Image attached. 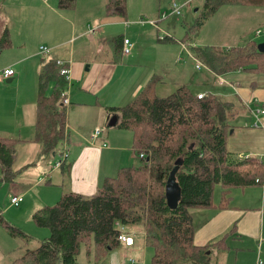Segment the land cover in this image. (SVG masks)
Masks as SVG:
<instances>
[{
	"label": "trees",
	"instance_id": "16d2710c",
	"mask_svg": "<svg viewBox=\"0 0 264 264\" xmlns=\"http://www.w3.org/2000/svg\"><path fill=\"white\" fill-rule=\"evenodd\" d=\"M235 3L264 8V0H205L201 15L181 40L218 74L264 73V50L259 45L256 47L254 41L238 46L242 51L238 53L228 49L217 54L214 48L191 46L196 28L201 29L222 6ZM76 5L77 0H59L58 7ZM106 11L111 15H126L127 0H107ZM167 39L166 36L161 40ZM119 41L118 38L116 42ZM11 45L10 32L5 26L0 54ZM39 80L33 141L42 144L43 155H49L65 135L67 111L60 98L66 81L56 63L45 60ZM50 82L55 84V89L48 96L45 89ZM155 82L152 80L124 107L110 108L121 114L117 126L132 131L136 153H145L141 163L120 169L117 177L105 178L93 195L66 191L56 204L38 209L33 220L37 226L47 228L49 235L9 264H81L79 256L83 247L90 264H110L111 252L125 246L119 239L122 229L118 224L142 228L144 242L153 248L152 264H177L179 260L212 264V248L226 249L225 237L203 247L195 244L190 210L214 207L217 184L222 186L218 207L225 208L231 188L264 180V164L258 158L240 159L228 149L229 113L238 110V101L212 93L199 98L185 84L172 95L159 97ZM21 141L0 136L1 181H14L16 145ZM176 166L181 197L177 208L170 209L165 189ZM0 223L12 236L28 240L26 233L2 217Z\"/></svg>",
	"mask_w": 264,
	"mask_h": 264
},
{
	"label": "rangeland",
	"instance_id": "374dc122",
	"mask_svg": "<svg viewBox=\"0 0 264 264\" xmlns=\"http://www.w3.org/2000/svg\"><path fill=\"white\" fill-rule=\"evenodd\" d=\"M46 1L47 3L44 0H0V38L5 28L4 25L13 24L17 19L22 22L26 21L31 30L29 35H32L34 40L27 44L24 52L25 54H30L37 51V60H29L16 67L13 65L17 74H20V77L22 76L21 81L18 82L17 76L12 82H7V79L2 77L4 84L0 81V95L6 96L8 100L15 104L18 98H23L24 94L32 95V103L26 105L29 110V116H32V118L34 117V102H36V98L38 100L40 91L41 60L42 58H51L53 56L51 52L55 51V44L62 41H68L69 43L60 49V59L70 58L74 48H76V56L77 54L82 56L85 47L80 46H86L89 43V54L87 59H85L87 60L85 67L88 65L90 67L86 77L91 80V90H96L103 83L112 80L111 75L113 78L117 77L126 64H136L152 67L150 80L156 78L175 79V75L178 73L176 69H182L187 74L188 80L192 81L191 89L196 94L199 92L219 94L218 92L222 87L217 85V78L205 69L197 70V62L194 59L189 58L183 52L181 56L184 61L178 62L177 60L182 48V43L179 40L184 38L188 28L194 26L198 16L203 11L205 0H127L126 15L109 14L106 11V0H77L75 8L65 9H60L57 3L56 11L59 14L57 15L51 10L52 0ZM175 1L182 5V14L169 15L164 18L171 13V6ZM228 5L235 7L240 5L244 8H222ZM222 7L201 29L196 28V31H194L196 37L191 42L192 47L214 48L218 51L217 54L228 49L232 53H238L242 52L238 46H243L247 42L254 41L257 44H254L256 47L264 43V8H256L239 3L227 4ZM126 21L130 22V27L126 28ZM152 22H156V25ZM59 26L60 28L56 34L52 35V32H49L46 37H42L39 34L44 29L51 31ZM258 30H261L259 35L257 34ZM36 33H38L37 37L35 36ZM125 33L134 46L136 45L134 54L128 60H126V57L121 58L120 45L115 43V39ZM165 35H168L169 39L161 40ZM100 37L104 41L99 39ZM137 40H139V44L136 43ZM174 40L177 42L172 43ZM72 41L75 42L74 45H72ZM101 44H104L106 50L114 55L117 59V64L114 63L110 66L100 61L101 54L97 53V49ZM41 46H48L51 49L50 53H42L40 51ZM235 47L237 48L235 49ZM18 51L17 48L4 51L0 55V67L16 60L17 57L11 55H17ZM199 59L205 63L201 58ZM2 68H0L1 72ZM209 70L211 69L209 68ZM204 75L206 76L205 79L202 78ZM81 88H85L83 83L75 84L71 87V91L75 94ZM54 89L55 84L50 82L45 89V93L50 96ZM237 107L238 110L235 109V111L229 113L230 132L228 138L231 131L235 128L233 125L234 117L241 112L239 110H243L242 105ZM118 118L120 119V117ZM27 124L28 122L25 123L26 131H24V134L30 135ZM102 128L109 131L106 125ZM66 129H69V127ZM240 129H235V133L231 136L228 144L229 150L246 151L249 148L245 141L247 135L244 134L245 131L248 133L249 130ZM70 134L74 136L76 132L72 130ZM62 143L53 151V153H56L55 156L52 154V156L46 157L40 156L41 146H38L39 150L36 152L37 146L33 144L23 143L19 145L14 165V170L16 171L15 182L0 180V218L2 217L5 221L33 237L28 238V240H21L18 237L13 238L6 227L5 230L7 232L0 227V260L2 262L4 260H13L22 256L27 250L36 248L39 245V240H43L49 235L47 228L39 227L35 224L31 216L33 212L31 209L35 206L33 208L35 211L42 208V206L44 207L45 204L54 205L62 197V188L58 186L59 183L57 181L61 170L51 171L54 174L52 184L49 185V178L38 168L39 164L44 160H47L54 169L58 161H63L61 154L65 145L63 146ZM257 160L261 161L260 159ZM140 163L141 160L138 158L136 164L139 165ZM118 174L119 171H114L111 176L117 177ZM220 191L221 187L217 185L215 189L217 198ZM21 193L25 195L24 202L21 203L19 208L12 206V198ZM31 202L32 206H29L28 204ZM121 231L128 236L135 232L134 234L137 237L145 238V233L141 227H126ZM140 245L143 246L141 242ZM142 246H140L141 248H138V246L136 248L142 249ZM13 249L14 251H10ZM144 249H147L146 260L142 253L137 251L130 254V259H136L135 264H152L153 248ZM79 261L84 264H90L86 248L84 247L81 250ZM124 264H129L128 259H124ZM177 264H192V262L190 260H179Z\"/></svg>",
	"mask_w": 264,
	"mask_h": 264
},
{
	"label": "crops",
	"instance_id": "0c3cea01",
	"mask_svg": "<svg viewBox=\"0 0 264 264\" xmlns=\"http://www.w3.org/2000/svg\"><path fill=\"white\" fill-rule=\"evenodd\" d=\"M44 2L47 3L46 0H44ZM57 3L59 4V0H52L51 10L59 15L56 11ZM238 7L244 8L240 5L236 7L228 5L222 8ZM60 18L62 19V17ZM7 25L8 26L4 25V27L6 26L9 29L12 45L4 49L3 52L6 50H14L16 48L19 51L17 55H11L17 57L16 60H13L11 63L3 64L0 67H3L2 72L0 71V81H2L3 84L4 81L2 73L5 69H14L13 65L16 67L29 60H37V51L30 54H25L24 52L27 44L34 40V37L29 35L31 30L28 23L17 19L13 24ZM127 27H130V22L128 21H126V28ZM59 28L60 26L57 29H52L51 31L44 29V32H39V34L42 37H46L48 35L47 33L52 32L53 35L56 34ZM35 36L37 37L38 33H36ZM124 37H127L126 33L121 34L115 39V43L120 45L121 51L122 40ZM118 38L120 41L116 42ZM99 39L102 40L101 37ZM175 42L177 41L174 40L172 43ZM68 43V41H62L55 44L56 52H51L53 55L51 58H42L40 68L42 69L44 60L55 61L60 59V49ZM74 43L75 42L72 41V45H74ZM136 43L139 44V40H137ZM88 44L86 46H80L85 47L83 50L84 54H82V56H80V54H77L76 56V48H74L70 58H62V60L71 61L72 81L70 91L71 87L75 84L79 85L83 83L85 87L81 88L80 91L75 94L72 93V91L70 92L71 103L66 108V125H68L70 130L66 129L65 126V135L62 141L63 143H61L64 146V143L66 142L68 157L62 167H55L54 169L50 166V163L47 160H44L38 166L42 173L49 178V185L52 184L54 174L51 173V171L61 170V174L57 178V181L59 183L58 186H61L62 188V195L66 191H73L87 196L93 195L98 191L105 178L112 177L111 173L119 171L122 168L138 165L136 164V161L139 157L133 147L132 131L121 129L117 126L118 124L114 127H108L109 121L114 115H118V117L121 116L120 112H113L110 108L124 107L130 101L135 99L141 90L153 80H150L152 77L151 66L126 64L125 68L121 70L117 77L113 78L111 75L110 77L112 80L107 83H103L96 90H91V80L86 77L90 67L89 65L85 67V63L87 61L85 59H87L89 54ZM134 50H136V45L133 46L130 54L121 53V58L126 57V60H128L134 54ZM97 53L101 54L99 59L103 64L112 66L117 61L114 55L111 54L110 51L106 50L104 44H101L98 47ZM182 61H184V58L180 62ZM205 70L212 74V76L216 77L217 85L222 87L218 92L219 94L215 95L223 98L234 99L238 101V105H242L243 107V110H239L242 113L239 112L233 119V125L235 128L229 135L228 144L231 136L235 133V129L244 128L249 130L248 133L247 131L244 133L247 135L245 141L247 142L249 148L246 151L238 149L229 151L235 157L253 155L254 157L260 159L264 164V117L261 119L259 127H253L252 124L255 122V119L251 115V110H255L258 106L264 105V73L233 71L225 74H218L213 70ZM176 71L178 73L175 75V79H154L156 81L155 92L159 97L172 95L184 84L189 86L191 89L192 81L190 79L188 80L187 74H185L182 69H176ZM15 73L16 75L12 79H16L17 76L18 82L21 81L22 76L20 77V74H17V71ZM202 78L205 79L206 76L204 75ZM222 79L225 83H220V80ZM191 91L196 94L192 89ZM200 93L205 94V92H199L198 94ZM32 101V95L24 94L23 98H18L15 104L12 103L11 100H8L6 96L0 95V136H12L22 139V141L16 145V159L18 146L23 143L37 146L36 152H38L39 147L41 146V157L49 155L52 156V154L55 156L56 154L51 153L49 155H43L42 144L37 141H33L37 119V98L36 102H34L35 107L33 118L32 116H29V110L26 107V105H30ZM26 122H28L27 125L28 130L31 133L30 135L24 134V131H26ZM104 125L107 126L109 131L104 129L103 134L100 135L98 140L93 142L91 137L94 129L96 127L102 128ZM72 130L76 132L74 136L70 134ZM105 143L106 145H103ZM217 185L221 187L218 198L215 192ZM217 185L214 189V207L192 208L190 210L193 216V226L195 229V244L203 247L222 237H225L224 243L226 249H219L217 247L212 248V252L210 253V261L212 264H263L264 186L257 183L255 185L245 187L231 188L229 191L230 199L229 202H227V206L225 208H219L218 205L220 204L222 198V186L220 184ZM28 205L32 206V202ZM46 205L48 204H45L44 206ZM20 206H18V208ZM33 208L31 209V211H33L31 215L32 219L33 214L38 210L34 211ZM0 227L5 230V226L1 223ZM5 232L7 231L5 230ZM24 233L27 234V232ZM134 233L135 232L131 235L133 237V242L130 245H126L124 243L125 246L123 249H117L111 252L109 259L110 264H124V259H128L129 264H135L136 259H130V254L135 251L142 253L144 259L146 260L147 249L144 248H149V246L146 245L143 237H137ZM27 235L29 239L33 238L30 234ZM12 237L15 238L14 236ZM40 241L41 240H39V243ZM140 242L143 246L140 245ZM137 246L138 248H141L140 246H142V249H137ZM10 251H14V249ZM132 260H134V262H132ZM11 261L12 260H4V262H2V260H0V264H9ZM80 263L84 264L83 262Z\"/></svg>",
	"mask_w": 264,
	"mask_h": 264
},
{
	"label": "built area",
	"instance_id": "2783aa9c",
	"mask_svg": "<svg viewBox=\"0 0 264 264\" xmlns=\"http://www.w3.org/2000/svg\"><path fill=\"white\" fill-rule=\"evenodd\" d=\"M182 14V5H179L178 2H174L171 6V13L170 15H181ZM169 15V14H168ZM168 15H166L164 18H166ZM154 25H156V22H152ZM261 33V30L257 31V34L259 35ZM168 35L163 36V38H165ZM161 38V39H163ZM180 42L182 43V48H181V52L178 56V62H180L181 60H183L181 54L183 52H185L186 55H188L189 57H191V59H194L195 62H197L196 64V68L198 70L200 69H208L209 67L204 63L201 62V60L194 54V52L188 47L187 44H185L182 40H180ZM133 42L127 38L124 37L122 40V53L124 54H130L132 49H133ZM40 51L42 53L45 54H49L51 49L48 46H41ZM56 63V65L59 68V73L60 75L65 79L66 84L64 86V88L62 89L61 92V98L60 101L62 103V105H64L65 107H68L71 103V99H70V86H71V73H72V69H71V61H66V60H62V59H57L54 61ZM16 75L15 70L8 68L5 69L2 73V76L6 79H10V78H14ZM220 83H225V81L222 79L220 80ZM207 94L205 93H200L198 94V97L201 98L203 96H206ZM251 115L252 117L255 119V122L252 124L253 127H259L260 121L261 119L264 117V105H260L258 106L255 110H251ZM249 125V124H246ZM68 127V125H66V128ZM104 132V129L101 127H96L94 132L92 133V141L96 142L98 140V138L100 137V135H102ZM65 148L63 149V152L61 154L63 161H58L56 163V167H62L65 164V160L68 157V150H67V144L66 142L64 143ZM103 145H106L103 144ZM250 155L247 156H243V157H239L240 159L243 158H247ZM253 156V155H251ZM139 159H143L145 157V153H141L140 155H138ZM256 183L261 184L262 186H264V181L260 178V179H256ZM25 199V195L23 193L15 195L12 200H11V204L15 207H18L21 205V203L24 201ZM119 227H121L122 230H124V226H121L120 224H118ZM120 241L123 243H126L128 245H130L133 241V237L132 236H128L126 235L124 232L121 233L120 237H119ZM132 262H134V260H132Z\"/></svg>",
	"mask_w": 264,
	"mask_h": 264
},
{
	"label": "water",
	"instance_id": "95a60500",
	"mask_svg": "<svg viewBox=\"0 0 264 264\" xmlns=\"http://www.w3.org/2000/svg\"><path fill=\"white\" fill-rule=\"evenodd\" d=\"M259 48L261 50H264V43L259 45ZM13 79H7V82H11ZM119 118L118 115H114L108 124V127H114L118 124ZM178 171V166H176L173 171L170 173L167 182H166V199H167V204L170 209H176L179 200L181 197V187L177 181L176 173Z\"/></svg>",
	"mask_w": 264,
	"mask_h": 264
},
{
	"label": "bare ground",
	"instance_id": "6f19581e",
	"mask_svg": "<svg viewBox=\"0 0 264 264\" xmlns=\"http://www.w3.org/2000/svg\"><path fill=\"white\" fill-rule=\"evenodd\" d=\"M133 242V241H132Z\"/></svg>",
	"mask_w": 264,
	"mask_h": 264
}]
</instances>
